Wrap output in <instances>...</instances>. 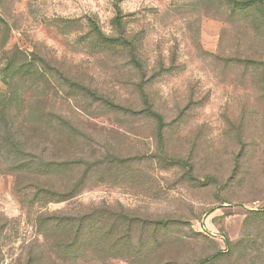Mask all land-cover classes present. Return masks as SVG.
I'll return each instance as SVG.
<instances>
[{
    "label": "rangeland",
    "instance_id": "rangeland-1",
    "mask_svg": "<svg viewBox=\"0 0 264 264\" xmlns=\"http://www.w3.org/2000/svg\"><path fill=\"white\" fill-rule=\"evenodd\" d=\"M0 264H264V0H0Z\"/></svg>",
    "mask_w": 264,
    "mask_h": 264
}]
</instances>
